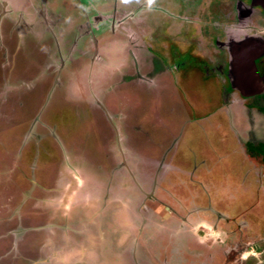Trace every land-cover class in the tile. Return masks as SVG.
I'll return each instance as SVG.
<instances>
[{
  "label": "flooded vegetation",
  "instance_id": "obj_1",
  "mask_svg": "<svg viewBox=\"0 0 264 264\" xmlns=\"http://www.w3.org/2000/svg\"><path fill=\"white\" fill-rule=\"evenodd\" d=\"M3 22L14 52L27 37L48 43L40 76L67 102H97L115 134L92 161L81 148L71 155L73 125L65 137L54 122L31 121L0 177V241L11 237L0 264H264V137L253 131L264 126V91L244 97L231 58H253L264 82V0H0L7 52ZM185 84L201 100L179 98L191 112L169 144L150 129V150L132 147L126 131L143 127L136 115L129 122V97L145 88L154 125L169 132L176 115L154 106V90ZM38 123L44 133L32 134ZM49 141L60 157L44 186Z\"/></svg>",
  "mask_w": 264,
  "mask_h": 264
},
{
  "label": "rangeland",
  "instance_id": "obj_2",
  "mask_svg": "<svg viewBox=\"0 0 264 264\" xmlns=\"http://www.w3.org/2000/svg\"><path fill=\"white\" fill-rule=\"evenodd\" d=\"M2 29L5 30L4 46L8 47V51L6 52L4 49H2L3 47L0 46V177L3 176L1 173L4 170V162H6L9 166L16 164L12 163L11 160L13 159L12 152L18 146L19 141L17 139L25 134L31 121L33 119L35 120V117L38 115L40 116V121L43 124H47L48 121L56 123L61 129V134L63 133L64 136L66 135V132L69 131L68 128H70L72 125L74 126L73 128L76 129V131L74 132L73 129V132L75 133L76 137H73L74 142L70 144L71 155L79 157L77 152H79L78 150L81 148L85 150V154L92 161L96 160L93 152L105 156L107 153L105 151L107 143L114 137L115 132H112L109 129L105 115L99 111L97 106H94V104L96 105L97 102L93 101L94 103L92 104V100H88V102L91 103L89 105H93L91 106L93 107L91 110L88 108L89 105L83 104L84 100H80V103H76V101H79L76 96H74L77 99L75 103L67 102L60 89L56 90L55 92L54 90L52 91L50 75L45 73L40 76L45 65L47 64L46 52L50 50V46L47 45L48 43L44 44L42 46L44 50H41L38 43H35L31 37H27L25 38L23 46L18 51L14 52L13 49L17 43V38L13 35L11 37V42L6 39L8 29V24L6 22H3ZM8 43L9 45H7ZM128 63L129 61L126 62V64ZM9 75L11 77L10 85L12 87L10 89V92L12 91L10 93L12 95L11 97L9 96V90L8 92L6 91L9 86H5L6 84L4 83ZM4 86L5 88L3 90ZM137 89L138 93L132 98L130 96L128 99L130 104L128 105L129 107H132V109L128 111V118L130 122L136 115L137 123L142 124L139 126H142L143 128L139 131H134L133 129L126 131L130 137L129 144L132 147H137L135 144H140L144 148L150 150V144H146L147 141L144 133H147L150 136L151 129V132L155 131V138H157V141L163 146H167L169 144L168 142L170 138H172V129L177 130L180 128L183 118L180 117L182 116L181 112H183L185 115L191 112L189 104H187V102L181 104L183 99L181 101L179 98L188 95L192 99L196 100L200 97L197 96L196 92L192 90V87L187 84H185L183 87L181 85L178 88L169 85L168 89L154 90V93L160 97L159 101L154 102V106L160 108L163 112H171L176 115L178 125L175 123L174 125L171 124V127H167L169 132H166L161 126L163 125L162 122H158L154 125V123L158 121L159 117L155 113L150 115V93L148 94L145 91L146 89L142 87ZM13 94L17 96L20 95L22 97L24 102L22 104V108L18 109L15 105L16 101L14 99L15 97H13ZM86 98H90V96H85L84 99L86 100ZM96 100L101 102L97 97ZM106 102L107 101H105V105L108 109H111L110 106H114L113 104H109L108 107V103ZM170 117L173 118V116ZM163 122L168 125L170 121L163 120ZM19 128L21 129L20 131ZM190 129L191 128L188 127L185 130V134L187 133L189 135ZM44 131L45 129L40 125V123H38L34 125L32 134L41 135L44 133ZM253 131L255 132L256 136L261 138L264 137V126H262L259 130L257 129ZM191 132L195 133V135L201 139L202 134L197 130V127H193ZM153 136L155 135L153 134ZM44 148L48 149L49 153L47 154L48 156L44 154L45 156L40 158L39 166L42 176L47 178L44 179L45 182L43 185L45 186V184H49L53 178L55 179V175L57 174L56 161L58 157H60V153L59 148L57 146L54 147L50 141L46 143ZM66 148L67 146L64 147V149ZM5 150H8V154H6ZM136 150H138V148H136ZM76 157H74V160H78L80 158ZM25 172L27 175L28 171ZM67 184L69 183L65 182L64 187H66ZM20 187L22 188V186ZM23 188L28 190L27 188H29V184L26 183V186H23ZM5 190L6 189H2L0 191V207L3 206L7 198V192H4ZM75 191L76 193H72L73 201L79 200L80 198L78 192L80 191L79 193H81V190L78 189ZM64 192L65 191L62 192V195ZM31 203L32 199L23 207V210L30 208ZM34 211L35 210L33 209V212ZM37 214V216H41L40 213ZM5 230L6 229L3 230V228L0 227V234ZM26 238L27 239L24 240V243L29 241V238ZM10 246L11 237L4 238L0 241L1 251L9 249ZM21 248H25L27 250V247L23 246V244H21ZM67 254L68 253H64L62 257L64 256V258H68Z\"/></svg>",
  "mask_w": 264,
  "mask_h": 264
},
{
  "label": "water",
  "instance_id": "obj_3",
  "mask_svg": "<svg viewBox=\"0 0 264 264\" xmlns=\"http://www.w3.org/2000/svg\"><path fill=\"white\" fill-rule=\"evenodd\" d=\"M242 55L232 53L231 58L234 69L239 74V89L244 97H250L264 91V82L254 69L253 58H244Z\"/></svg>",
  "mask_w": 264,
  "mask_h": 264
},
{
  "label": "crops",
  "instance_id": "obj_4",
  "mask_svg": "<svg viewBox=\"0 0 264 264\" xmlns=\"http://www.w3.org/2000/svg\"><path fill=\"white\" fill-rule=\"evenodd\" d=\"M115 151V149H113ZM115 198H118V197H115ZM114 198V201H116L117 199ZM114 218V217H113Z\"/></svg>",
  "mask_w": 264,
  "mask_h": 264
}]
</instances>
